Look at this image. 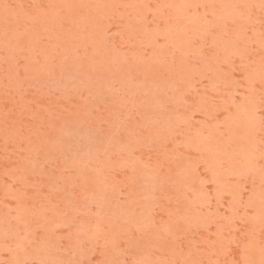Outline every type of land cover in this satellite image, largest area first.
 Instances as JSON below:
<instances>
[{
    "label": "rangeland",
    "instance_id": "obj_1",
    "mask_svg": "<svg viewBox=\"0 0 264 264\" xmlns=\"http://www.w3.org/2000/svg\"><path fill=\"white\" fill-rule=\"evenodd\" d=\"M0 264H264V0H0Z\"/></svg>",
    "mask_w": 264,
    "mask_h": 264
}]
</instances>
